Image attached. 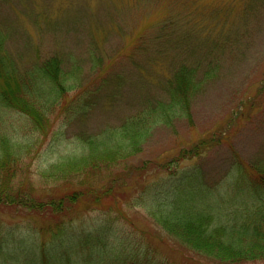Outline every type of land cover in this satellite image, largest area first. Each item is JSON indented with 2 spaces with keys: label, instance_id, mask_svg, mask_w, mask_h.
I'll list each match as a JSON object with an SVG mask.
<instances>
[{
  "label": "rangeland",
  "instance_id": "374dc122",
  "mask_svg": "<svg viewBox=\"0 0 264 264\" xmlns=\"http://www.w3.org/2000/svg\"><path fill=\"white\" fill-rule=\"evenodd\" d=\"M0 33L8 35L5 46L20 69L55 56L65 71L80 66L83 88L106 86L96 106L78 115L67 106L79 91L69 93L47 112L39 130L18 111L1 114L0 133L19 146L14 184L32 187L42 202L78 189H94L99 198L88 194L51 215L7 197L8 204L0 202V264H13L1 258H12L13 249L50 248L49 230L42 229L58 224L78 246L84 240L104 245L102 257L111 249L149 247L174 264H219L164 239L154 214L158 204L169 207L170 190L184 185L175 190V206L217 211L234 203L239 215H250L245 190L251 165L264 158V0H0ZM90 55L101 56L100 64ZM183 62L204 63L198 75L207 67L215 70L191 102V120L181 116L160 124L138 152L97 162L88 169L89 183L44 181L42 172L52 164L81 153L77 136L103 131L110 137L126 117L141 113L143 103L168 102L172 74ZM114 90L116 96L109 97ZM193 148L195 155L178 158L182 149ZM144 162L149 170L137 175L136 166ZM209 188L217 190L209 196ZM0 189V195L14 192ZM184 189L191 194L183 195Z\"/></svg>",
  "mask_w": 264,
  "mask_h": 264
},
{
  "label": "trees",
  "instance_id": "16d2710c",
  "mask_svg": "<svg viewBox=\"0 0 264 264\" xmlns=\"http://www.w3.org/2000/svg\"><path fill=\"white\" fill-rule=\"evenodd\" d=\"M7 36L6 33H0V117L2 113H7L9 110L18 111L25 115L28 126L34 127L35 130L42 129L41 124L45 123L47 112L51 111L57 103L61 104L69 93L76 90L79 91L78 94L69 104L67 103L69 113L78 115L96 106L98 95L106 86L83 88L80 66L75 65L65 71L62 68L61 59L55 56L41 62L35 61L29 68L20 69L16 58L5 46ZM101 59V56L90 55V60H93L95 65H99ZM203 65L204 63L198 67V62L179 63L172 74V81L168 88L169 101H159L156 104L143 103L141 113L126 117L120 127L117 126L110 131L112 133L110 137L103 131L90 134L87 138L77 136L78 144L82 149L81 153L52 164L49 170L42 172L44 181L75 183L77 186L89 183L92 180L88 177V169L94 170L97 162L110 163L120 156L119 154L138 152L142 144L151 136L153 129L160 124L169 125L174 118L181 116L191 120L192 100L215 75V70L210 67L198 75L199 68ZM95 68L97 67H92V69ZM119 78V76L115 78L117 84L120 83ZM114 94H117L115 90L109 94V97H115ZM18 148L16 143L0 133V188L14 189V192L0 195L1 203L8 204L6 203L8 197L10 200L15 199L28 210L55 215L77 203L83 196L87 197L88 194L95 201L98 200L99 196L94 189L86 191L78 189L63 193L47 202L37 200L32 187H26L20 182L14 184L16 178L14 157ZM195 150L196 148L182 149L178 158H190L195 155ZM172 163H176V160L171 161ZM148 170V164L144 162L141 166H136L135 172L141 175ZM251 170L250 189L245 190L250 205V215L247 219L244 215L238 214L240 208L234 203L220 204L216 208L217 211L200 204L192 206L196 207V210L192 207L175 206L173 204L177 195L175 190L181 188L172 189L169 192L172 195L169 207L158 204L157 212L154 214L157 227L167 235L164 239L191 249L194 253L206 256L219 264L264 260V158L251 165ZM77 172L80 173L82 180L75 177ZM108 192L109 190H106L105 193ZM191 192L192 189H184L182 193L186 196ZM209 192L212 193V190H208V195L211 196ZM210 200V198L206 199V201ZM233 205L234 208L231 210ZM224 208L226 210L229 208V214L225 213ZM50 227L47 225L42 230H49L53 249L57 251L50 252L48 249L35 247L25 250L13 249L11 259L4 253L1 256L7 260L6 262L13 264L19 262L22 264H74L81 260V263L85 262L84 264H174L171 258L149 247L143 250L139 247L133 252L131 250L123 252L121 248L111 249L106 257H102L100 254L104 250V245L92 243L90 246L89 241L84 240L83 244L78 243V246L71 242L69 234H67L69 237H65L64 225L58 224L57 230ZM91 249L97 252L94 253L96 256L91 253Z\"/></svg>",
  "mask_w": 264,
  "mask_h": 264
}]
</instances>
